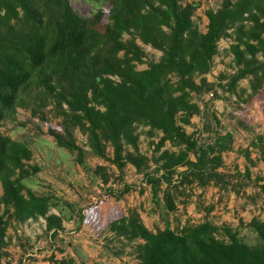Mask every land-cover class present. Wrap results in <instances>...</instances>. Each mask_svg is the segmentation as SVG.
<instances>
[{
    "label": "trees",
    "instance_id": "obj_1",
    "mask_svg": "<svg viewBox=\"0 0 264 264\" xmlns=\"http://www.w3.org/2000/svg\"><path fill=\"white\" fill-rule=\"evenodd\" d=\"M179 1L100 0L93 13L98 14L103 3L108 5L99 31L68 0H0V122L11 118L17 107L51 99L63 126L61 134L49 131L55 143L80 153L70 133L77 127L98 157L105 158V144L110 145L111 162L118 172L125 163L137 172L146 166L147 158L137 152L135 125L145 126L149 134L159 132L155 150L167 141L175 151L162 150L154 159L160 162L155 170L158 177L142 175L153 192L160 180L165 183L162 201L167 210L173 208L174 193L183 182L217 185L215 169L221 165V153L230 148L232 134H215L199 145L178 122L188 124L190 116L198 113L190 94L208 90L211 84L204 78L196 84L191 77L208 72L217 41L227 29L233 31L229 52L236 69L226 76V88L231 91L238 80L247 78L249 99L264 84V0H222L215 11H204L203 33L191 19L192 5ZM124 33L129 39L121 40ZM135 38L161 51L156 62L141 70L135 66L144 54ZM262 142L263 135H254L248 145L264 156ZM123 145L131 151L122 153ZM201 147L203 159L191 160L189 154ZM29 156L25 144L0 134V205L4 214L10 209L9 216L17 221L43 216L48 209L45 198L21 193ZM177 167L184 170L179 172L178 185H173L171 176ZM260 188L264 190V185ZM45 225L47 230L53 228L54 236L59 218L48 215ZM248 225L257 237L253 244L244 243L235 230L224 226L219 229L226 241L216 239L212 234L218 227L206 220L179 229L165 224L152 232L132 209L107 223L116 234L142 241L137 245L138 264H264V219L252 218ZM53 262L75 264L70 257Z\"/></svg>",
    "mask_w": 264,
    "mask_h": 264
},
{
    "label": "rangeland",
    "instance_id": "obj_2",
    "mask_svg": "<svg viewBox=\"0 0 264 264\" xmlns=\"http://www.w3.org/2000/svg\"><path fill=\"white\" fill-rule=\"evenodd\" d=\"M68 1L89 17L92 28L102 30L107 2L100 5L95 14L93 11L100 0ZM221 1L180 0L179 4L192 5L191 19L196 29L203 33L207 23L204 11H215ZM129 37L124 33L121 40ZM233 37L232 29H227L217 41L208 72L192 75L196 84L204 78L211 87L199 94H190L198 113L190 116L188 124L178 122L185 134L199 145L215 134L230 131V148L221 153V165L215 169L220 181L217 185L213 181L205 185L194 180L183 182L174 193L171 210L163 206L165 183L160 180L153 192L142 175L158 177L155 170L160 162L156 163L154 159L162 150L175 151L167 141L155 150L154 144L161 136L159 132L149 134L145 126L135 125L137 152L147 158L146 166L137 172L131 164L125 163L118 172L111 162L110 145L105 144V158L98 157L91 151L86 135L77 127L70 133L80 153L55 143L49 131L61 134L63 126L61 118L54 115L51 99H37L27 108L17 107L11 118L1 121L0 134L25 144L30 152L29 159L24 162L28 174L21 179L22 195L26 196L28 192L45 198L48 209L43 216L17 221L9 216L10 209L4 214V207L0 205L4 221L0 264H54L53 261L60 257H70L75 264H138L137 245L142 241L128 240L107 226L112 219L125 216L130 209L138 213L143 226L152 232L163 229L165 224L170 229H179L206 220L218 227L212 234L218 240L226 241L225 234L219 229L224 226L235 230L244 243H255L257 237L248 222L252 218L264 219V190L260 188L264 185V156L248 142L254 135H263L264 144V84L249 99L247 78L238 80L231 91L226 88L228 75L236 69L229 52ZM134 42L144 54L142 62L136 63V70L159 59L161 51L137 38ZM255 55L262 58L260 53ZM95 107L103 109L101 105ZM123 149L122 153L131 151L130 146L123 145ZM201 149L203 147L196 154H189V158L202 160ZM97 166L102 170L95 172ZM182 170L184 167L175 169L171 184L178 185ZM48 215L60 221L54 236H51L53 228L46 229L45 217Z\"/></svg>",
    "mask_w": 264,
    "mask_h": 264
}]
</instances>
